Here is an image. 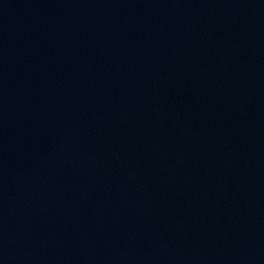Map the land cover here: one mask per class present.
<instances>
[{"label": "water", "instance_id": "obj_1", "mask_svg": "<svg viewBox=\"0 0 264 264\" xmlns=\"http://www.w3.org/2000/svg\"><path fill=\"white\" fill-rule=\"evenodd\" d=\"M0 264H46L26 141L1 43Z\"/></svg>", "mask_w": 264, "mask_h": 264}]
</instances>
